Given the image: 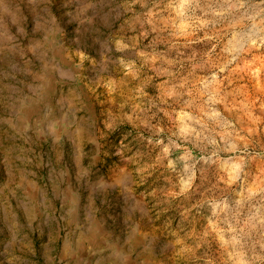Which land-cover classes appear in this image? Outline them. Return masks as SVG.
Masks as SVG:
<instances>
[{"label": "rangeland", "instance_id": "rangeland-1", "mask_svg": "<svg viewBox=\"0 0 264 264\" xmlns=\"http://www.w3.org/2000/svg\"><path fill=\"white\" fill-rule=\"evenodd\" d=\"M0 264H264V0H0Z\"/></svg>", "mask_w": 264, "mask_h": 264}]
</instances>
